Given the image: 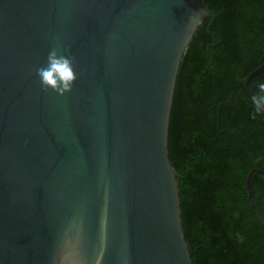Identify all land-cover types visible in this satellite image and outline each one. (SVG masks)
<instances>
[{
  "label": "water",
  "instance_id": "obj_1",
  "mask_svg": "<svg viewBox=\"0 0 264 264\" xmlns=\"http://www.w3.org/2000/svg\"><path fill=\"white\" fill-rule=\"evenodd\" d=\"M206 19L201 0H0V264H192L167 137ZM54 46L75 58L66 97L35 71Z\"/></svg>",
  "mask_w": 264,
  "mask_h": 264
},
{
  "label": "trees",
  "instance_id": "obj_2",
  "mask_svg": "<svg viewBox=\"0 0 264 264\" xmlns=\"http://www.w3.org/2000/svg\"><path fill=\"white\" fill-rule=\"evenodd\" d=\"M214 15L194 33L175 82L167 137L192 264H264V226L245 180L264 172V112L244 80L264 61V0H201ZM264 72L250 79L257 95ZM252 194L264 219V181Z\"/></svg>",
  "mask_w": 264,
  "mask_h": 264
},
{
  "label": "clouds",
  "instance_id": "obj_3",
  "mask_svg": "<svg viewBox=\"0 0 264 264\" xmlns=\"http://www.w3.org/2000/svg\"><path fill=\"white\" fill-rule=\"evenodd\" d=\"M75 58L70 54L65 55L59 46H54L48 53L47 62L44 66L37 68L36 75L39 78L42 91L45 93H56L59 97L71 94L78 79L75 68ZM252 104L256 112L264 111V84H261L256 96L252 98ZM69 257H60L61 264H65ZM74 264H82L81 260Z\"/></svg>",
  "mask_w": 264,
  "mask_h": 264
}]
</instances>
